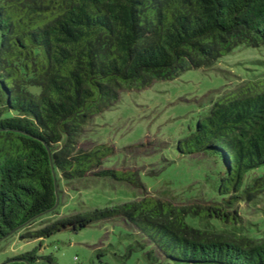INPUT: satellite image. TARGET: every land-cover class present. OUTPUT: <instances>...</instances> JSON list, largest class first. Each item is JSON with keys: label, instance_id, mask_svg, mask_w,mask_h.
I'll return each instance as SVG.
<instances>
[{"label": "trees", "instance_id": "1", "mask_svg": "<svg viewBox=\"0 0 264 264\" xmlns=\"http://www.w3.org/2000/svg\"><path fill=\"white\" fill-rule=\"evenodd\" d=\"M263 46L264 0H0V243L119 221L151 246L149 258L264 264V216L247 226L234 206L264 197V78L219 95L178 142L183 157L199 153L215 163L211 171L195 168L192 181L201 187L186 193L191 203L143 195L33 229L60 206L54 173L60 197L62 180L142 187L140 174L103 169L114 153L109 145L80 147L125 89ZM38 251L1 264H56Z\"/></svg>", "mask_w": 264, "mask_h": 264}, {"label": "rangeland", "instance_id": "2", "mask_svg": "<svg viewBox=\"0 0 264 264\" xmlns=\"http://www.w3.org/2000/svg\"><path fill=\"white\" fill-rule=\"evenodd\" d=\"M263 78L264 46L240 47L211 68L181 71L173 80H156L143 89H125L115 107L98 115L87 128L80 147L90 150L109 145L114 153L105 160L103 169L140 174L142 187L94 177L73 184L62 180L59 208L38 219L33 229L67 215L116 207L143 195L191 203L186 193L197 194L201 187L200 179L192 181L195 168L211 171L215 163L199 153L183 157L177 150L178 142L184 141L199 114L219 95ZM201 198L198 195L195 201ZM234 206L247 226L263 220L264 197L257 205L240 201ZM135 232L124 222L115 221L76 232L66 229L28 242L17 234L0 243V264L34 248H39L38 254L44 258L53 257L56 264H181L149 258L151 246H143L142 237ZM39 264L50 263L42 259Z\"/></svg>", "mask_w": 264, "mask_h": 264}, {"label": "water", "instance_id": "3", "mask_svg": "<svg viewBox=\"0 0 264 264\" xmlns=\"http://www.w3.org/2000/svg\"><path fill=\"white\" fill-rule=\"evenodd\" d=\"M54 179H55V184H56V193H57V202L55 207H58L59 203H60V196H59V192H58V187H57V180H56V174L54 173Z\"/></svg>", "mask_w": 264, "mask_h": 264}]
</instances>
